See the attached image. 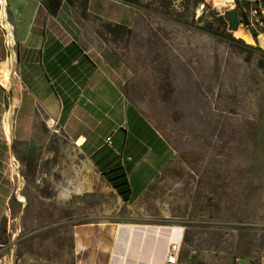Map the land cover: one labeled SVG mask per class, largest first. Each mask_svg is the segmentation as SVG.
Segmentation results:
<instances>
[{
    "label": "rangeland",
    "instance_id": "obj_1",
    "mask_svg": "<svg viewBox=\"0 0 264 264\" xmlns=\"http://www.w3.org/2000/svg\"><path fill=\"white\" fill-rule=\"evenodd\" d=\"M91 8L85 16L74 7L84 45L129 69L125 95L170 151L145 191L125 200L95 162H81L64 132L48 129L43 109L18 103L12 57L0 61V264H88L125 221L177 226L185 264H235L239 256L257 264L264 258V3L238 0L235 8L258 34L252 43L217 20L227 10L214 0H92ZM107 21L132 31L114 37ZM206 24L227 26L235 39ZM75 179L81 189L71 191Z\"/></svg>",
    "mask_w": 264,
    "mask_h": 264
},
{
    "label": "crops",
    "instance_id": "obj_2",
    "mask_svg": "<svg viewBox=\"0 0 264 264\" xmlns=\"http://www.w3.org/2000/svg\"><path fill=\"white\" fill-rule=\"evenodd\" d=\"M44 2L6 0L4 8V0H0V61L12 57L4 16L8 17L15 37V78L17 73L20 83L11 89L18 103L33 100L34 107L48 114V129L64 132L75 148L83 152L80 160L84 164L94 166V154L105 147L112 149V155L117 156L116 161L127 173L133 196H140L164 164L170 147L125 95L123 85L129 69L110 61L100 49L84 45L74 7L67 1L62 2L55 15ZM91 4L92 0L89 12L93 13ZM74 119L87 130L80 131L72 122ZM109 135L112 146L106 143ZM13 156L11 153V165ZM76 179L70 183L71 191L81 189ZM9 194L5 195L6 204ZM4 213L1 211L0 218ZM181 241L182 231L177 226L125 221L94 248L87 263L166 264L171 245Z\"/></svg>",
    "mask_w": 264,
    "mask_h": 264
},
{
    "label": "trees",
    "instance_id": "obj_3",
    "mask_svg": "<svg viewBox=\"0 0 264 264\" xmlns=\"http://www.w3.org/2000/svg\"><path fill=\"white\" fill-rule=\"evenodd\" d=\"M64 0H45L44 5L51 14H57L60 9L62 2ZM73 7H80L83 15L87 16L89 13V1L90 0H65ZM203 0H197V3ZM259 3H264V0H257ZM128 3H137L138 0H125ZM221 23H226L228 19L226 15H219L217 18ZM105 28L111 33L114 37L122 35L125 31L131 32V28L119 23L107 21L104 24ZM205 28L217 35L229 36L233 38L232 32L228 30V27L220 28L212 24H206ZM256 35H258L256 33ZM235 39V38H233ZM260 43L264 45V34L259 36ZM95 164L100 168V170L107 177L108 181L114 186L120 195L125 199L129 200L132 194V188L127 177V173L122 164L116 161L117 156L112 155V149L105 147L100 149L96 154L93 155Z\"/></svg>",
    "mask_w": 264,
    "mask_h": 264
},
{
    "label": "bare ground",
    "instance_id": "obj_4",
    "mask_svg": "<svg viewBox=\"0 0 264 264\" xmlns=\"http://www.w3.org/2000/svg\"><path fill=\"white\" fill-rule=\"evenodd\" d=\"M230 0H214L215 4L218 5V6H221V5H224V3L227 5H229V7H233V3H230L229 2ZM5 4H6V0H4V8L5 7ZM3 22L6 23L7 25V28H8V43H9V46L10 48L12 49V75H13V85H15V65H14V45H13V38H12V33H13V30H12V26H11V23L10 21L6 18V16L3 17ZM236 32V36L237 37H242L244 38L246 41L248 42H251L254 41L252 35L245 29V28H242V27H239L237 30H235ZM11 115V114H10ZM9 129V132H10V127L8 128ZM22 184V182L20 181V185ZM179 244V242H178Z\"/></svg>",
    "mask_w": 264,
    "mask_h": 264
},
{
    "label": "built area",
    "instance_id": "obj_5",
    "mask_svg": "<svg viewBox=\"0 0 264 264\" xmlns=\"http://www.w3.org/2000/svg\"><path fill=\"white\" fill-rule=\"evenodd\" d=\"M229 2L233 3V7H229L227 3L226 4L224 3L223 6L225 7V10H234L237 6L238 0H230ZM106 143L108 146H112L113 140H112L111 135L106 137ZM243 262L244 264H253V263L246 261L243 257H240V256L236 258L235 264H242ZM166 264H185L180 259V247L176 243H173L169 249ZM257 264H264V258L258 261Z\"/></svg>",
    "mask_w": 264,
    "mask_h": 264
},
{
    "label": "water",
    "instance_id": "obj_6",
    "mask_svg": "<svg viewBox=\"0 0 264 264\" xmlns=\"http://www.w3.org/2000/svg\"><path fill=\"white\" fill-rule=\"evenodd\" d=\"M226 18L231 22L230 28L232 30H237L240 24H244L247 28L246 30L252 35L253 39H257V35L251 27V21L247 13H239L238 10H227L225 12Z\"/></svg>",
    "mask_w": 264,
    "mask_h": 264
}]
</instances>
